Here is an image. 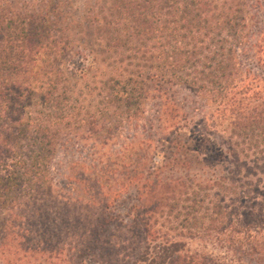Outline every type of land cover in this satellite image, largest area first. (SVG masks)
Listing matches in <instances>:
<instances>
[{
	"label": "trees",
	"instance_id": "16d2710c",
	"mask_svg": "<svg viewBox=\"0 0 264 264\" xmlns=\"http://www.w3.org/2000/svg\"><path fill=\"white\" fill-rule=\"evenodd\" d=\"M16 1L0 0V264L36 258L56 264L63 250L56 244L62 238L59 217L52 219L49 206H35L53 192L55 153L64 127L75 123L65 71L76 46L68 31L72 11L64 0H23L22 10ZM250 3L264 10V0H102L87 20L104 43L93 50L94 61L98 52L103 61L128 57L131 66L127 75L102 79L104 119L93 123L91 133L103 136L104 146L116 127L144 115L149 99H159L160 129L170 132L159 140L171 145L168 154L152 147L164 161L150 163V147L136 141L143 158L106 159L96 168L106 189L98 201L106 208L113 195L135 186L134 221L143 223L145 240L130 264H247L246 258L264 253V34L252 44L257 72L245 70L240 60L250 55ZM172 84L210 94L217 116L228 121L225 146L206 141L211 136L183 135ZM33 89L35 102L28 99ZM207 142L221 153L215 162L204 152ZM179 166L183 175L171 172ZM112 180L120 181L118 188L107 184ZM166 209L191 238L213 237L217 246L192 251L157 228L152 220ZM106 213L101 223L114 218ZM90 261L71 258L67 264H101Z\"/></svg>",
	"mask_w": 264,
	"mask_h": 264
},
{
	"label": "rangeland",
	"instance_id": "374dc122",
	"mask_svg": "<svg viewBox=\"0 0 264 264\" xmlns=\"http://www.w3.org/2000/svg\"><path fill=\"white\" fill-rule=\"evenodd\" d=\"M63 3H66L69 11H72L68 13L71 26L68 31L72 42L76 45L65 70L69 74L71 84L69 100L74 110L75 123L72 128L64 127V134L55 153L52 163L53 192L47 196V201L43 199L35 207L49 206L52 209V219L59 217L56 225L62 230V238L56 244L63 249L60 257L55 259L59 264H67L71 258L91 260L90 263L98 260L101 264H130L142 250L145 240L143 223L134 221L136 206L133 204L136 203L137 196L135 186L129 184L123 188L124 191L120 196L113 195L109 207L106 208L104 203L98 201L103 199L106 189L100 188L102 180H98L96 168L99 169L98 163L101 161L102 164L106 159L118 162L123 159L137 161L136 159L143 158V150L141 151L137 144L133 146L136 141L140 146H149L153 155V150H162L168 154L170 148L167 147L171 145L159 140L166 138L170 132L160 129L159 99H149L145 104L144 115L139 119L126 120L116 127L115 136L110 137V141L104 146L103 142H100L104 139L103 136L97 137L96 131L91 133L93 123L104 119L99 112L104 106L102 79L120 75L119 72H125L127 75L126 70L131 67L130 58H108L107 61H103L104 56L97 52V60L94 61L93 50L99 48V43L102 46L104 43L97 42L95 26H88L87 20L91 19L93 11L98 10L102 0H64ZM14 4L16 10L24 9L23 0ZM248 20L250 33L247 53L250 55L240 60H243L241 64L245 70L251 69L257 72V60L253 55L251 56L257 54L252 44L264 34V10L260 11L250 3ZM80 47L84 49L81 50ZM91 63L92 67L89 68ZM85 68L88 69L82 72ZM168 86L171 98L176 101L182 112L183 135L195 140H198L202 134L206 138L211 136L210 140L206 141H215L218 146H225V139L230 132L228 121L217 116V105L212 101L210 94L196 93L183 84ZM33 91L34 93L28 98L31 102L37 100L35 94L37 90L33 89ZM208 142L204 152L208 154L210 162H215L221 153L216 154L214 144L212 146ZM228 157L225 153L222 160L225 161ZM152 158L150 163L154 159L164 161L163 155L159 158L154 155ZM169 168L172 167L168 165L166 169ZM171 172L183 175L185 170L179 166L173 167ZM119 182L112 180L107 184H113L114 188H118ZM253 184L257 185L256 178ZM262 187L264 188V184L261 185ZM90 197L96 200L93 202ZM106 211H112L114 218L107 223L104 221L101 223V218L107 214ZM167 213V209L165 212L157 213L152 220L157 221V228H161L163 232H170L174 238L185 241L192 251H197L204 245L210 249L217 246L213 237L191 238L180 221ZM62 217L64 219H61ZM95 231H99L98 234ZM78 241H86V244L92 248L85 250L82 245L76 243ZM246 261L247 264H264V253L259 257L246 258ZM21 264H41V262L36 258L31 263L23 260Z\"/></svg>",
	"mask_w": 264,
	"mask_h": 264
}]
</instances>
